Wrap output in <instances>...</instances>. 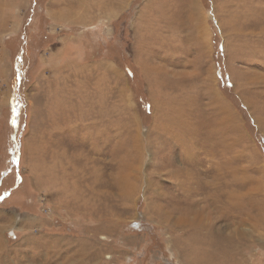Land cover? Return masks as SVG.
Returning <instances> with one entry per match:
<instances>
[{"label": "rangeland", "instance_id": "1", "mask_svg": "<svg viewBox=\"0 0 264 264\" xmlns=\"http://www.w3.org/2000/svg\"><path fill=\"white\" fill-rule=\"evenodd\" d=\"M0 264H264V0H0Z\"/></svg>", "mask_w": 264, "mask_h": 264}, {"label": "water", "instance_id": "2", "mask_svg": "<svg viewBox=\"0 0 264 264\" xmlns=\"http://www.w3.org/2000/svg\"><path fill=\"white\" fill-rule=\"evenodd\" d=\"M139 223L138 222H135V223H133L132 225L134 226V227H137L136 225H138Z\"/></svg>", "mask_w": 264, "mask_h": 264}]
</instances>
